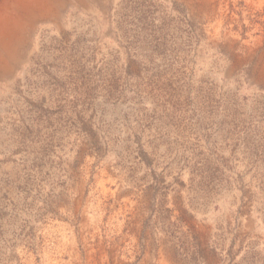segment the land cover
<instances>
[{"label":"rangeland","instance_id":"1","mask_svg":"<svg viewBox=\"0 0 264 264\" xmlns=\"http://www.w3.org/2000/svg\"><path fill=\"white\" fill-rule=\"evenodd\" d=\"M0 264H264V0H0Z\"/></svg>","mask_w":264,"mask_h":264}]
</instances>
